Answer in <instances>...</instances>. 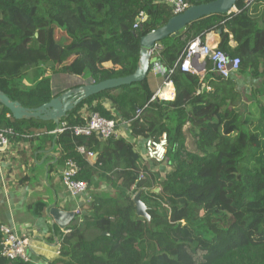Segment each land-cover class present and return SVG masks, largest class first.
<instances>
[{"label": "trees", "instance_id": "trees-1", "mask_svg": "<svg viewBox=\"0 0 264 264\" xmlns=\"http://www.w3.org/2000/svg\"><path fill=\"white\" fill-rule=\"evenodd\" d=\"M236 7L161 41L145 80L88 97L61 120L68 124L63 132L44 134L52 122L16 119L0 104V128L13 129L12 144L53 142L59 167L74 160L78 179L92 184L97 177L114 190L94 197L87 213L66 228L70 232L60 231V256L52 264H264V0L247 7L238 0ZM142 12L146 19L138 21ZM173 16L172 5L159 0H0V89L36 108L67 90L54 92L53 74L87 75L91 83L131 75L142 37ZM216 29H222L218 47L241 60L238 74L259 81L252 100L244 104L234 76L222 78L210 61L203 76L176 68L173 100L154 97L157 63L172 68L193 38L204 42ZM34 68L39 74L25 83ZM93 112L128 123L134 137L167 134L171 170L147 162L119 134L76 136L73 128ZM78 147L98 153L97 159ZM137 193L148 218L136 213ZM2 238L0 233V264H32L2 256Z\"/></svg>", "mask_w": 264, "mask_h": 264}, {"label": "crops", "instance_id": "crops-1", "mask_svg": "<svg viewBox=\"0 0 264 264\" xmlns=\"http://www.w3.org/2000/svg\"><path fill=\"white\" fill-rule=\"evenodd\" d=\"M205 41L213 46H218L221 35L217 33L216 29L205 35ZM230 44L237 45L233 40ZM204 73L201 72L199 75L203 76ZM167 75L168 69L157 63L154 69V78L158 85L157 92L165 90L176 94L173 83L165 85ZM74 77L79 78L75 83H91L90 77L87 75L83 76L85 78ZM234 78L237 82L239 81L238 74L234 75ZM75 83H70L62 88L55 85L52 88L56 93L72 88ZM53 128H56L55 125H47L44 134H55L52 132ZM118 133L132 142L137 151L143 154L146 139L134 137L128 123L120 124ZM96 154L98 156V153ZM58 155L57 144L42 143L35 139L16 144L11 143L9 151L3 154L0 159V225L14 226L19 234L30 238L28 253L33 264H52L60 256V231L62 229L49 216L47 208L55 205L66 211H75L77 203V200L75 201L69 196L68 190L62 182V168L57 164ZM92 159L95 161L97 158L92 157ZM151 166L153 165L151 164ZM159 169L165 172V170H171V167L164 162L160 164ZM94 181L88 191L78 200L81 213H77V216L87 213V208L94 197L114 195L113 188L106 182L97 177ZM40 203H44L45 206L39 208Z\"/></svg>", "mask_w": 264, "mask_h": 264}, {"label": "built area", "instance_id": "built-area-1", "mask_svg": "<svg viewBox=\"0 0 264 264\" xmlns=\"http://www.w3.org/2000/svg\"><path fill=\"white\" fill-rule=\"evenodd\" d=\"M172 5L174 16L182 14L189 7L190 4L187 0H159ZM253 0H245V7L249 6ZM239 11L236 7L235 12ZM140 21L146 19V14L141 13ZM137 26V24L135 25ZM160 43L157 44L154 49V55L159 54ZM211 62L215 71L224 79H230L234 75L239 73L241 60L239 57L231 58L218 46H213L206 41L203 42L201 36L193 38L183 50L182 55L175 65L168 69V75L166 77L165 85L172 83L170 76L175 72L176 68H180L181 71L199 74L205 72L207 62ZM154 97H158L162 100H173L175 94L170 91L161 90L156 93ZM68 128L66 121H61L58 128H53V133L63 132ZM119 125L113 119H108L101 116L98 113H91L88 122L85 125L76 126L73 128V132L76 136L91 137L93 135L100 136L104 139L111 136H117ZM13 129L0 128V159L1 156L9 151L10 147V134ZM167 134H163L158 140L148 138L144 144L143 154L141 155L147 162H159L163 163L167 159ZM79 152L86 153L87 158L94 157L95 153L92 151H86L84 147H78ZM1 163V162H0ZM79 167L74 160H68L61 170V179L68 190L69 196L77 200L75 212L81 213V206L78 202L79 198L84 195L91 187L89 181L78 179L77 172ZM145 175L141 174L139 179H144ZM66 233L70 230H66ZM0 233L2 234L1 241V254L2 256L13 260L15 258H22L25 262L32 263V259L28 253L30 247V238L28 236L19 234L14 226L7 224L0 225ZM33 264V263H32Z\"/></svg>", "mask_w": 264, "mask_h": 264}, {"label": "water", "instance_id": "water-1", "mask_svg": "<svg viewBox=\"0 0 264 264\" xmlns=\"http://www.w3.org/2000/svg\"><path fill=\"white\" fill-rule=\"evenodd\" d=\"M203 1L204 0H197V2L201 3L190 6L182 14L173 16L164 26L154 29L142 37L140 60L135 73L124 77L111 78L100 83H88L69 88L60 95L52 98L49 102L36 108L24 107L19 101L11 100L10 97L0 89V104L8 108L16 119L25 118L50 121L58 128L61 120L88 97L108 89L131 85L145 80L151 66L158 61V57L153 53L158 43L169 36H178L188 25L201 18L213 14L235 12L238 2V0ZM138 21H140V18H138ZM217 33L221 35L222 29H217ZM96 158L97 154L94 156V159ZM134 201L137 215L148 218L147 207L146 204L142 202L140 193L134 196ZM47 211L54 223L62 230L66 229L74 222L77 216L75 211H66L55 205L49 206Z\"/></svg>", "mask_w": 264, "mask_h": 264}, {"label": "rangeland", "instance_id": "rangeland-1", "mask_svg": "<svg viewBox=\"0 0 264 264\" xmlns=\"http://www.w3.org/2000/svg\"><path fill=\"white\" fill-rule=\"evenodd\" d=\"M47 71V70H46ZM47 74L49 71L46 72ZM39 74V69H31L26 72L25 75V83H31ZM83 77V76H82ZM85 78V77H83ZM239 81L237 82V88L241 93L242 96V102L244 104L249 103L251 99V95L254 92L255 88H257L259 85V81L253 77H251L249 74H238ZM76 80H79V78L70 76V75H64V74H53L51 75V84L54 87L55 85L57 87H66L70 83L73 84L75 83ZM58 89V88H57ZM255 93V92H254ZM259 95V94H258ZM188 125L185 126L186 129V135H187V146L189 147L190 150H193L194 144H193V136L192 134L187 131ZM167 171V170H165Z\"/></svg>", "mask_w": 264, "mask_h": 264}]
</instances>
